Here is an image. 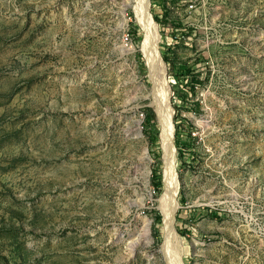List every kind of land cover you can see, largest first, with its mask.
<instances>
[{
    "label": "rangeland",
    "instance_id": "1",
    "mask_svg": "<svg viewBox=\"0 0 264 264\" xmlns=\"http://www.w3.org/2000/svg\"><path fill=\"white\" fill-rule=\"evenodd\" d=\"M135 2L0 0V264H264V0H148L170 252Z\"/></svg>",
    "mask_w": 264,
    "mask_h": 264
},
{
    "label": "bare ground",
    "instance_id": "2",
    "mask_svg": "<svg viewBox=\"0 0 264 264\" xmlns=\"http://www.w3.org/2000/svg\"><path fill=\"white\" fill-rule=\"evenodd\" d=\"M135 1L137 4L135 5L136 17L144 32L142 51L149 60L153 78V105L157 108L158 121L161 127L165 191L160 200V208L163 214L162 233L165 238V249L170 252V244L174 239V214L178 205V182L174 171L172 112L169 107L165 70L159 53V40L149 13L148 0Z\"/></svg>",
    "mask_w": 264,
    "mask_h": 264
},
{
    "label": "built area",
    "instance_id": "3",
    "mask_svg": "<svg viewBox=\"0 0 264 264\" xmlns=\"http://www.w3.org/2000/svg\"><path fill=\"white\" fill-rule=\"evenodd\" d=\"M200 0H195V2H199ZM194 7V2L189 4V8L192 9Z\"/></svg>",
    "mask_w": 264,
    "mask_h": 264
}]
</instances>
